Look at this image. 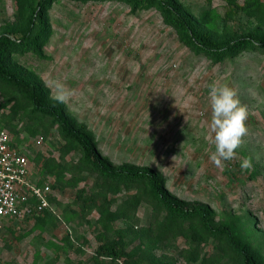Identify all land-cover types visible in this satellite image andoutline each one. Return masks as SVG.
I'll return each mask as SVG.
<instances>
[{
  "label": "rangeland",
  "instance_id": "obj_1",
  "mask_svg": "<svg viewBox=\"0 0 264 264\" xmlns=\"http://www.w3.org/2000/svg\"><path fill=\"white\" fill-rule=\"evenodd\" d=\"M40 1L0 0V35L20 37ZM179 2L216 40L264 28V0ZM46 15L44 56L20 50L14 67L53 101L50 85H64L71 95L58 103L105 157L151 167L175 197L210 205L215 223L233 224L264 264V50L223 60L196 53L158 8L124 0H49ZM213 82L234 89L248 110L237 158L222 167L209 158ZM0 127L29 155L32 179L52 188L49 217L0 219V264H234L219 240L168 219L145 184L100 178L58 123L1 79ZM243 158L252 161L246 172Z\"/></svg>",
  "mask_w": 264,
  "mask_h": 264
},
{
  "label": "trees",
  "instance_id": "obj_2",
  "mask_svg": "<svg viewBox=\"0 0 264 264\" xmlns=\"http://www.w3.org/2000/svg\"><path fill=\"white\" fill-rule=\"evenodd\" d=\"M124 1L131 4L135 10L158 8L164 21L177 31L180 40L196 53L223 60L246 49L264 50V28L250 29L238 36L216 40L202 33L198 20L179 0ZM48 3L49 0H42L39 6L31 11L20 37L0 35V79L12 84L17 91L25 95L36 112L50 116L57 122L64 138L79 147L91 170L100 178L110 182L145 184L168 219L193 224L203 235L219 240L231 253L234 264H262L233 224L215 223L214 211L210 205L185 202L175 197L168 189L164 177L151 167L113 164L102 154L86 128L76 124L65 107L51 99L50 92L42 82L14 67L13 56L20 50H32L39 56H44V45L50 35V24L46 15ZM63 153L66 154L64 150ZM56 167L54 166L52 171L56 174L59 171L60 174L61 171ZM38 183L42 184L40 181ZM51 214V209H45L41 214L34 216L47 218ZM106 251L111 257L124 254L123 249L118 247H108Z\"/></svg>",
  "mask_w": 264,
  "mask_h": 264
},
{
  "label": "built area",
  "instance_id": "obj_3",
  "mask_svg": "<svg viewBox=\"0 0 264 264\" xmlns=\"http://www.w3.org/2000/svg\"><path fill=\"white\" fill-rule=\"evenodd\" d=\"M52 188L32 179V163L0 127V219L26 220L51 207Z\"/></svg>",
  "mask_w": 264,
  "mask_h": 264
},
{
  "label": "clouds",
  "instance_id": "obj_4",
  "mask_svg": "<svg viewBox=\"0 0 264 264\" xmlns=\"http://www.w3.org/2000/svg\"><path fill=\"white\" fill-rule=\"evenodd\" d=\"M55 88L53 99L65 103L71 93L62 84L50 85ZM211 119L208 125L210 135L207 139L215 150L210 154V160L217 167L237 158L236 150L241 147L243 138L247 135L248 110L242 106L237 93L227 85L213 82L209 86ZM252 167L250 158L240 161V169L246 172Z\"/></svg>",
  "mask_w": 264,
  "mask_h": 264
}]
</instances>
